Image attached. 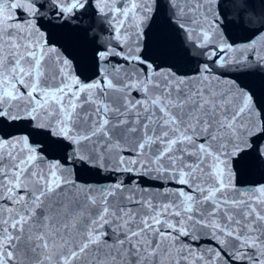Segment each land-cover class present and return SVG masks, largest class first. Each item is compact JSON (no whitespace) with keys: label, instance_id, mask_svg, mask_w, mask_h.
Listing matches in <instances>:
<instances>
[{"label":"snow or ice","instance_id":"6c2138e0","mask_svg":"<svg viewBox=\"0 0 264 264\" xmlns=\"http://www.w3.org/2000/svg\"><path fill=\"white\" fill-rule=\"evenodd\" d=\"M222 7L220 0H0V264H161L162 251L175 245L181 259L172 264L189 257L264 264V184L236 188L233 169L241 160L264 168V109L234 81L214 90L219 80L207 63L183 78L145 51L155 44L163 57L179 39L228 67L233 45H217ZM237 7L240 27L264 30V15L246 17L249 0ZM90 14L120 50L98 48L97 79L87 81L50 33L86 34L77 22ZM254 44L242 46L253 49L251 61H233L242 75L253 61L264 70ZM52 148L60 159L48 158ZM102 173L112 182L85 179ZM155 184L171 202H152ZM204 237L212 247L200 244Z\"/></svg>","mask_w":264,"mask_h":264},{"label":"water","instance_id":"95a60500","mask_svg":"<svg viewBox=\"0 0 264 264\" xmlns=\"http://www.w3.org/2000/svg\"><path fill=\"white\" fill-rule=\"evenodd\" d=\"M207 2V0H205ZM239 0H220L223 4L222 8L215 9L221 12L220 20V38L217 40V45L223 47V42L233 45V51L226 53L230 64L226 68H216L212 65L207 57V54L201 55V48L193 47L191 43L182 44L179 39H175L169 45L167 54L163 57L158 56L155 44L145 51L153 57H158V62L163 68H171L177 76L187 78L194 77L198 67H202L205 63L213 70V74L218 78L211 82L214 90H227L230 84L234 81L241 88H248L254 94L264 90V75L255 67V61L252 62L251 74L242 75L237 68L236 63L247 57L252 60L253 49H243L242 46L250 41H255L254 50L257 57H264V30H259V25L246 24L244 27L239 26L240 9L237 7ZM252 7L247 10L246 17L251 15L259 19L264 15V0H249ZM116 6H119V0H116ZM203 12V8H201ZM203 24V20L198 15L196 17ZM210 19V18H209ZM81 28H88L87 33L83 31H74L71 28L64 30H55L50 33V40H53L64 57L72 62V70L75 76L81 80L97 79L96 61L94 52L99 48L102 50L104 44L116 48L115 40L111 39V32L108 25L103 23L100 18H93L92 15L84 16L77 22ZM115 23V22H113ZM206 27V25H205ZM193 35H196L195 31ZM199 44V40H197ZM123 47V45H121ZM117 51L120 48H116ZM111 63L121 68H128V65L120 57L110 58ZM227 73V74H226ZM113 75H117L113 73ZM119 75H123L120 73ZM196 87H203L202 84H197ZM23 90V89H21ZM132 97H136V92H132ZM23 128H7L5 133L15 134L17 131H23ZM49 159H60L62 152L59 149L52 148L49 153H46ZM98 175L85 174V179L88 183L92 182Z\"/></svg>","mask_w":264,"mask_h":264}]
</instances>
